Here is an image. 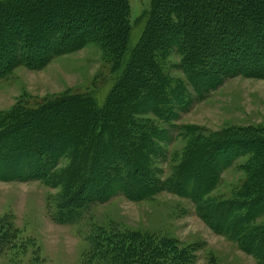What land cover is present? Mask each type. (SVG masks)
<instances>
[{
    "label": "trees",
    "instance_id": "obj_1",
    "mask_svg": "<svg viewBox=\"0 0 264 264\" xmlns=\"http://www.w3.org/2000/svg\"><path fill=\"white\" fill-rule=\"evenodd\" d=\"M129 11L126 0H0V78L10 73L20 57L26 65L39 67L59 49L72 51L91 40L98 39L104 47L121 52L114 86L103 101L92 94L63 97L14 117V122L0 131V174L61 186L59 208L70 216L89 202V197L104 202L116 191L128 197L136 191V198L158 191L148 160L156 145L150 136L148 113L167 121L175 107L171 104L173 93L181 106L189 102L186 82L170 86L163 63L168 53L162 47L177 28L182 26L185 31L176 39L182 67L197 92L214 88L224 75L264 72V0H152L151 7L139 16L143 29L132 46V30L138 20L129 21ZM210 23L213 27L209 30ZM87 24L93 29L88 30ZM44 41L49 47H43ZM154 129L163 133L157 124ZM230 140L210 145L208 140L199 144L198 139L189 144L174 176L159 186L178 194L183 188V194L196 204L200 217L213 230L223 232L254 255L258 264H264V226L251 224L264 213V132L245 140L253 158L246 168L253 177L245 200L216 205L208 197L213 203L205 206L216 179H209L204 171L217 177V147L235 145L236 140ZM62 157L70 161L59 168ZM224 162L220 168L227 165ZM112 234L99 232L90 238L84 252L87 262L138 264L133 261L137 256L118 250L126 240ZM14 235L6 224L0 226V252ZM174 249L178 244L167 249L171 259L178 256ZM152 256L168 258L165 254Z\"/></svg>",
    "mask_w": 264,
    "mask_h": 264
},
{
    "label": "rangeland",
    "instance_id": "obj_2",
    "mask_svg": "<svg viewBox=\"0 0 264 264\" xmlns=\"http://www.w3.org/2000/svg\"><path fill=\"white\" fill-rule=\"evenodd\" d=\"M151 3L152 0H126L130 10L128 20H138ZM92 24L86 28L93 29ZM209 25L210 30L213 23ZM142 29L139 20L135 22L130 46L137 43ZM177 29L169 37L170 42L162 45L168 53L163 63L170 76V86L178 87L180 80L186 82L189 102L181 106L179 97L173 93L171 104L175 107L167 121L148 113L150 136L156 143L155 151L148 156L153 177L158 182L156 194L136 198V191L132 197L116 191L104 202L89 197L90 201L70 216L59 208L61 186L0 174V226L6 224L15 233L3 253L0 252V264H89L84 252L90 238L97 237L99 232L123 237L126 243L119 245L118 250L137 256L139 259L133 261L138 264H258L254 255L245 252L223 232L213 230L200 217L196 204L183 194V188V193L178 194L159 184L174 176L189 144L198 139L199 144L208 140L210 145L231 139L236 140L233 147H217L220 158L217 177L216 173L204 171L209 179H216L205 198V206L213 202L217 205L219 201L245 200L243 196L249 193L253 177L246 169L253 158L247 153L245 140L258 131L264 132V72L224 75L214 88L197 92L182 67L176 40L185 31L182 26ZM47 43L44 41V48L49 47ZM64 48L39 67L26 65L20 57L10 73L0 78V131L13 123L14 117L50 101L87 94L103 101L108 96L114 86L121 52L104 47L98 39L72 51ZM156 124L163 131L161 135L154 129ZM25 127L20 128L25 130ZM114 160L117 162V158ZM69 161L62 157L58 167L67 166ZM223 162L227 165L220 168ZM203 165L207 168L206 162ZM251 224L264 226V213L256 216ZM177 244L178 249L174 250L178 256L171 259L168 254L171 251L167 249ZM152 254H165L168 258L155 259Z\"/></svg>",
    "mask_w": 264,
    "mask_h": 264
},
{
    "label": "bare ground",
    "instance_id": "obj_3",
    "mask_svg": "<svg viewBox=\"0 0 264 264\" xmlns=\"http://www.w3.org/2000/svg\"><path fill=\"white\" fill-rule=\"evenodd\" d=\"M213 38V37H212Z\"/></svg>",
    "mask_w": 264,
    "mask_h": 264
}]
</instances>
